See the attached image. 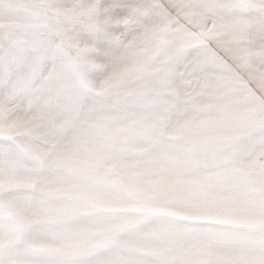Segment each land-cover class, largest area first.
Returning a JSON list of instances; mask_svg holds the SVG:
<instances>
[{"label":"clouds","instance_id":"obj_1","mask_svg":"<svg viewBox=\"0 0 264 264\" xmlns=\"http://www.w3.org/2000/svg\"><path fill=\"white\" fill-rule=\"evenodd\" d=\"M29 2L18 12V0H0V25L58 55L42 74L49 94L0 87V129L31 152L22 186L0 197V237L21 226L23 264H264V89L250 75L264 72L256 0H196L167 17L152 0L122 10L116 0ZM208 32L236 58L242 84L225 87L231 74L201 64L196 41ZM69 59L83 86L63 71ZM55 88L63 95L52 103ZM205 206L226 219L207 228L175 215Z\"/></svg>","mask_w":264,"mask_h":264},{"label":"snow or ice","instance_id":"obj_2","mask_svg":"<svg viewBox=\"0 0 264 264\" xmlns=\"http://www.w3.org/2000/svg\"><path fill=\"white\" fill-rule=\"evenodd\" d=\"M130 0H116L118 10L126 8ZM151 9L161 16L167 17L170 13L192 10L199 5L196 0H152ZM31 4L29 0H18L15 11L28 12ZM255 10L264 14V0H256ZM216 33L208 32L205 37L196 41L201 47V64L210 70L231 74L225 79V87L242 84L235 76V57L227 50L211 43ZM57 50L38 38H25L12 24L0 25V87L7 88L13 94H20L34 98H40L49 94L53 89L52 79H43L49 63L56 60ZM63 71L69 73L72 80L83 86L84 80L79 64L72 59L67 60ZM251 78L255 80L257 87L264 89V72L250 70ZM63 95V89L55 88L49 96V101L54 103ZM253 103H262L259 97L252 93ZM31 156L29 147L21 140L12 128L0 129V197L13 193L22 186L19 171L26 160ZM9 214L17 215L15 205H8ZM164 211L174 212L173 209ZM224 209L205 206L202 213L188 215L175 213L183 222H193L201 227H215L216 222L226 219ZM207 222V223H202ZM21 232V226L17 223L10 224L6 236L0 237V264H23L22 253L17 250V243ZM43 251V249L41 250Z\"/></svg>","mask_w":264,"mask_h":264}]
</instances>
